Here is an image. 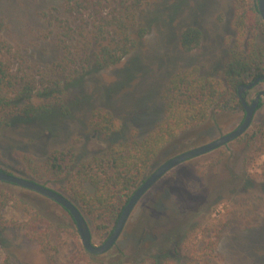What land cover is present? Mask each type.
I'll return each instance as SVG.
<instances>
[{"label":"rangeland","instance_id":"374dc122","mask_svg":"<svg viewBox=\"0 0 264 264\" xmlns=\"http://www.w3.org/2000/svg\"><path fill=\"white\" fill-rule=\"evenodd\" d=\"M59 4V0H0L2 37L21 52L45 87L59 79L53 66L63 57L59 29L46 19ZM157 13L155 24L152 19ZM231 18V0H154L140 19L151 26L131 54L107 69L88 70L63 84L69 113L53 108L0 130V169L21 176L22 155L40 162L52 149L72 145L76 160H86L102 153L108 143L129 140L133 131L141 140L163 116L159 96L171 73L193 64H204V74L217 71L228 47L225 40L234 36ZM185 23H193L204 33L200 49L190 53L178 44ZM263 88L261 82L248 90L247 102ZM44 96L32 99L45 103ZM260 99L261 106L242 134L245 139L177 165L142 196L116 243L105 253L106 260L134 263L146 251L155 255L161 249L158 261L147 264H167V260L170 264H264V137L246 138L258 125H264V96ZM97 106L110 109L122 122L121 131L108 139L100 138L87 125L90 110ZM243 115V111L213 114L200 144L234 129ZM173 148H167L150 171L179 153L167 156ZM55 182L59 180L40 183L53 188ZM0 190L34 206L54 226L68 228L44 253L19 227L25 215L7 205L2 211L5 223L0 227V264L5 258L8 264L77 262L79 237L73 220L60 205L17 185L0 182ZM88 224L93 242L101 243L104 239L96 238ZM173 234L180 239L177 250L165 243ZM198 254L203 258L195 262L191 256Z\"/></svg>","mask_w":264,"mask_h":264},{"label":"trees","instance_id":"16d2710c","mask_svg":"<svg viewBox=\"0 0 264 264\" xmlns=\"http://www.w3.org/2000/svg\"><path fill=\"white\" fill-rule=\"evenodd\" d=\"M153 1L59 0V8L46 19L59 29L63 57L53 66L59 79L46 87L23 60L21 52L2 37L0 23V130L16 120L27 121L50 113L53 108H58L62 114L69 113L63 101V84L77 80L88 70L107 69L131 54L151 26L142 24L140 19ZM231 4L230 25L234 36L225 40L228 47L219 68L204 74V64H193L171 73L159 96L163 102V116L144 138L138 140L133 131L129 140L108 143L102 153L86 160H76L72 145L52 149L40 162L22 155L19 158L21 176L39 183L50 178L59 180L52 189L80 209L92 225L96 238L105 239L124 204L163 152L173 146L172 151L166 153L170 156L203 142L213 114L243 111L237 87L264 74V22L259 16L257 0H231ZM159 13L152 19L155 24ZM203 37L200 27L185 23L178 33L179 47L185 53L196 51L200 49ZM39 87H43L42 90ZM35 95H45L47 102H34L32 97ZM260 106L261 99L257 109ZM87 125L102 139H108L122 129L121 120L103 106L90 110ZM246 135L250 140L263 138L264 125H258ZM243 139L245 136L241 135L232 143ZM7 205L25 215L26 219L19 227L44 253H48L52 241L68 229L54 226L37 208L3 190H0V227L5 223L2 211ZM166 240L171 249L179 248L180 239L175 234ZM158 250L155 255L151 250L146 251L134 263L109 262L105 259L106 254L92 255L79 245L77 262L147 264V261L155 262L162 256L161 249ZM191 257L197 262L202 260L203 254ZM166 263L170 264L168 260ZM3 264H8L7 258Z\"/></svg>","mask_w":264,"mask_h":264},{"label":"water","instance_id":"95a60500","mask_svg":"<svg viewBox=\"0 0 264 264\" xmlns=\"http://www.w3.org/2000/svg\"><path fill=\"white\" fill-rule=\"evenodd\" d=\"M257 8L259 11V16L264 22V0H257ZM261 82H264V74L253 79L247 84H241L237 87V95L244 112L243 118L238 126H236L231 131L224 133L210 141L186 149L167 158L160 164L156 165L150 172H148V174L135 188L133 193L128 198L127 202L124 204L110 234L99 244L93 242L90 226L80 209L66 196L44 184L19 175H15L13 173L6 172L2 169H0V181L28 189L60 205L70 214L83 249L92 255H103L107 253L116 243L133 209L140 201L142 196L152 186H154V184H156L164 174L189 159L204 155L229 142L234 141L249 128L253 120L254 113L258 107L260 98L264 96V88L258 90L254 94L250 102H247L246 100V92L257 86Z\"/></svg>","mask_w":264,"mask_h":264}]
</instances>
